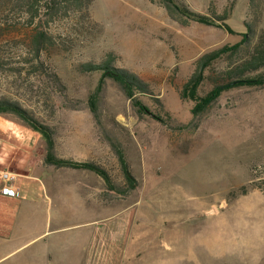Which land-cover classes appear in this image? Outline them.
I'll use <instances>...</instances> for the list:
<instances>
[{"label":"rangeland","instance_id":"obj_1","mask_svg":"<svg viewBox=\"0 0 264 264\" xmlns=\"http://www.w3.org/2000/svg\"><path fill=\"white\" fill-rule=\"evenodd\" d=\"M183 1L201 15L231 6L225 24L233 34L195 22L181 27L148 0H93L90 23L70 14L51 28L54 45L42 57L47 73L33 75L30 29L0 0V99L52 129L57 157L68 145L74 158L108 172L115 191L102 196L100 178L99 203L114 198L109 204L115 212L126 208L131 232L140 233L124 264H264V87L222 93L193 124L192 103L174 89L201 55L246 33L248 0ZM258 28L264 29V8ZM107 58L148 86L152 95L134 98L151 116L139 115L103 72L80 70ZM48 69L60 85L50 82ZM116 150L137 182L124 200L117 194L127 186ZM98 244L105 251L117 246L101 237ZM99 264H105L100 254Z\"/></svg>","mask_w":264,"mask_h":264},{"label":"crops","instance_id":"obj_2","mask_svg":"<svg viewBox=\"0 0 264 264\" xmlns=\"http://www.w3.org/2000/svg\"><path fill=\"white\" fill-rule=\"evenodd\" d=\"M65 146L66 154L58 158L84 162ZM44 156L39 134L0 116V168L17 175L7 194L0 190V261L11 257L9 264H99L100 254L105 264L128 263L140 245V233L131 232L126 208L115 212L111 197L106 205L99 203L100 177L95 173L45 166ZM99 237L116 248L105 251Z\"/></svg>","mask_w":264,"mask_h":264},{"label":"trees","instance_id":"obj_3","mask_svg":"<svg viewBox=\"0 0 264 264\" xmlns=\"http://www.w3.org/2000/svg\"><path fill=\"white\" fill-rule=\"evenodd\" d=\"M4 7L11 13H18L27 29H30L28 53L29 72L33 75L47 73L43 56H48L54 45L51 28L60 20L71 15L82 16L90 23L87 10L93 0H2ZM156 2L166 13L167 18L181 27H187L195 22L208 27H222L229 34L231 29L225 24L230 15L231 6L217 13L207 10L206 15L191 11L183 0H148ZM248 15L245 22L246 33L240 34V40L234 44H224L201 55L193 63L188 78L180 85L174 86L181 101L192 103L190 121L200 120L209 111L222 93L242 87H264V29L258 25L262 17L264 0H248ZM114 61L110 58L101 64L85 63L80 65L81 72H103V75L112 79L121 88L124 96L137 108L139 115H149L150 111L140 100L134 98L135 93L145 96L152 95L148 86L136 75L122 69L112 67ZM2 61L0 58V67ZM50 82L59 84V79L51 69H48ZM60 85V84H59ZM89 111L93 116L96 112L94 103H89ZM0 116L20 121L24 126L39 134L45 141V156L43 165L55 168L86 169L98 175L105 184L106 196L108 190L115 191L113 182L108 174L99 165L92 162H75L63 160L54 154L53 131L43 122L36 119L29 111L22 109L17 103L0 99ZM12 118V119H13ZM155 118V117H154ZM156 118H158L156 116ZM158 120V119H157ZM195 123L194 127L197 125ZM117 158L122 169L127 190L117 193L120 198L127 197L136 189L137 182L130 173L129 166L121 152L116 150ZM119 192V191H118ZM117 198V197H116Z\"/></svg>","mask_w":264,"mask_h":264},{"label":"built area","instance_id":"obj_4","mask_svg":"<svg viewBox=\"0 0 264 264\" xmlns=\"http://www.w3.org/2000/svg\"><path fill=\"white\" fill-rule=\"evenodd\" d=\"M17 175L10 171L0 168V187L3 194H7L15 182ZM14 195V193H12Z\"/></svg>","mask_w":264,"mask_h":264}]
</instances>
